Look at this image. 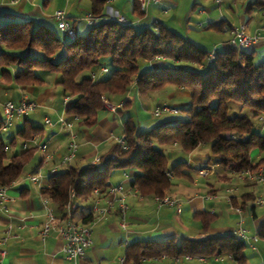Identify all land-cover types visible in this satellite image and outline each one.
<instances>
[{
	"label": "trees",
	"instance_id": "trees-1",
	"mask_svg": "<svg viewBox=\"0 0 264 264\" xmlns=\"http://www.w3.org/2000/svg\"><path fill=\"white\" fill-rule=\"evenodd\" d=\"M108 1L89 0V13L99 21L88 26L85 34H75L73 38L64 32L58 35L60 30L55 22L52 26L1 22L0 83L7 87H37L47 81V76L54 75L48 81H53L62 96L70 99L64 116L68 120L77 117L76 131L96 124L105 108L102 97L110 103L121 101L119 106L115 105L116 111H128L132 101L126 96L131 88L138 98L145 100L167 86L185 90L187 102L178 109L184 118L158 122L144 129L134 115H126L120 136L126 148L113 141L96 162L83 167L70 165L47 176L41 193L55 215L62 218L68 203L72 213L79 203L89 202L91 206L94 189L104 193L114 170H133L130 186L140 195L165 196L173 176L187 175L180 170L185 164L183 161L169 167L163 147L171 144H176L184 153L205 145L210 163L232 167L234 173L242 170L255 173L260 166L264 167V58L254 60L259 44L214 49V59L208 63L206 57L211 50L158 21L152 26L136 27L116 19L100 20ZM132 1L133 12L143 13L137 0ZM253 9L263 12L264 0H252L246 11ZM222 23L217 27L221 28ZM102 66L105 72L100 71ZM1 127L2 118L0 186L8 187L26 171L37 148L31 145L23 148L22 143L17 149L15 137L6 143L1 137ZM40 129L36 125L26 126L18 130L17 136L23 142L28 141ZM194 217L203 231L213 219L207 212L195 213ZM259 235L264 236V224L259 228ZM245 246L234 233L179 241L175 238L140 240L126 247L124 257L128 264H141L145 258L163 256L172 259L182 255L204 258L227 255L243 264Z\"/></svg>",
	"mask_w": 264,
	"mask_h": 264
},
{
	"label": "crops",
	"instance_id": "crops-1",
	"mask_svg": "<svg viewBox=\"0 0 264 264\" xmlns=\"http://www.w3.org/2000/svg\"><path fill=\"white\" fill-rule=\"evenodd\" d=\"M0 0V23L6 21L31 22L32 25L46 24L52 26L54 20L51 14L55 10H63L66 16L72 20L75 34L83 30L86 22L84 16L89 12L87 9L82 24L77 23V16L71 15L72 10L89 7V0ZM246 3L240 0H222L216 4L218 7L212 10L210 6L203 7L193 0L192 8L196 12L194 21L197 26H203L207 22L210 29L226 33L211 49H225L229 46L230 31L232 28L243 25L247 33H260L264 37V11L261 15H252L247 12ZM130 6L121 0H109L102 12L100 20H114L122 16L125 21L135 24L136 27L152 26L158 21L173 29L172 23L183 20L182 13L185 5L190 0H169L161 5H151L143 13L133 12L132 0H125ZM226 5L222 10L221 5ZM75 7L72 8V5ZM199 4V5H198ZM209 3H206L207 5ZM73 5V6H74ZM198 5V6H197ZM233 6L235 7L233 9ZM83 8H81L82 10ZM181 13L179 15V11ZM226 10L235 12V19L229 20ZM194 12V13H195ZM187 17V21L190 20ZM222 23L221 28L217 27ZM188 22L186 23V25ZM194 26L195 23H192ZM88 28V26H87ZM175 30V29H173ZM176 31V30H175ZM186 37L200 45L192 36L185 33ZM258 46L264 47V39ZM210 50V49H209ZM264 51V50H263ZM157 63H152L156 65ZM47 76L43 85L37 87L17 88L7 87L0 83V118L1 104L7 100L17 101L21 92H27L38 106L36 110L25 118H13L9 127L15 122L16 132L26 126L36 125L42 127L39 131L32 133L41 143H46V151L36 150L32 160L26 166L22 176L9 185L6 189L7 196L11 199L6 203L9 212L6 213L0 207V239L5 238L3 247L6 251L5 257L0 264H120L119 258L125 256L126 247L140 240H160L175 238H204L213 235H224L234 233L240 226L248 230L249 239L244 241L250 248L249 252L244 249L245 261L243 264H264V236L259 235V228L264 224V209L257 205V199L264 200V184L245 174L234 173L232 167L222 168L210 163L209 149L205 145L197 147L190 153H184L176 144L163 147L169 158V167L177 162H185L181 171L186 176H173L172 185L164 193L165 196L177 200L180 210L174 206L159 205L153 197L142 196L136 188L130 186L134 171L129 169L114 170L110 174L108 183L121 185L127 191L126 201L128 210L125 215V228L120 226V214L116 205L101 219L92 224L91 244L85 255L77 260L65 256L62 245L63 240L51 232L41 239L39 232L45 219V211L41 188L46 185L47 176L52 168L63 171L70 165L83 167L89 162H95L104 155L113 144L112 136L120 137L122 133V121L128 114H136L141 128H145L144 115L151 113L152 108L159 104H167L179 109L187 102V92L181 88L167 86L155 93L148 99H140L131 88L126 96L132 101L128 111H110L104 108L98 115L95 125L89 128H77L78 150L76 157L68 164L60 163V156L66 150L67 135L58 126L48 127L44 124V118L49 117L53 121L60 115H64L65 109L70 103L60 93V88L48 81ZM50 78V79H51ZM111 105H120L116 101ZM179 113V112H178ZM176 113V114H178ZM166 114L161 117L148 118L151 121L161 123L174 122L173 115ZM184 115V114H183ZM164 116V117H163ZM9 127L5 130L8 131ZM14 138L11 137L10 140ZM23 143L21 140L20 146ZM172 160V162H170ZM264 176V167L260 166ZM39 173L43 177L41 183H32L27 177L29 174ZM255 174V173H254ZM219 185V187H218ZM218 188V189H217ZM219 188L223 191L220 192ZM73 211V218L83 222L89 220L90 203H79ZM259 206V207H257ZM207 212L213 217L206 231L201 229L200 222L194 217L195 213ZM59 218V216H57ZM257 234L256 240L253 234ZM246 248V246H245ZM141 264H172V259L160 257L157 259L145 258ZM180 264H238L232 257L217 255L204 258L203 261L192 258Z\"/></svg>",
	"mask_w": 264,
	"mask_h": 264
},
{
	"label": "built area",
	"instance_id": "built-area-1",
	"mask_svg": "<svg viewBox=\"0 0 264 264\" xmlns=\"http://www.w3.org/2000/svg\"><path fill=\"white\" fill-rule=\"evenodd\" d=\"M169 0H137L138 8L140 12H145L147 8L151 5H161L164 2ZM216 4L221 3L222 0H213ZM51 19L56 23V27L58 30L65 33V35L69 38H73L75 36L73 22L70 20L63 10H55L51 14ZM116 20L120 23H125V18L122 16H117ZM84 21L88 26H92L98 23L99 18L92 16L89 12L84 16ZM264 37L260 35V33H247L245 31V27L240 25L238 27L232 28L230 31V38L228 43L230 46H235L237 48H248L251 46H256L263 41ZM214 49L208 53L206 57V61L211 63L214 59ZM101 72H105L106 68L101 67ZM92 79H94L95 74H92ZM68 97H64L66 101ZM102 102L105 108L114 112L116 110V106L110 104L108 100L102 97ZM38 104L37 102L30 97L27 92H21L18 95L17 101L13 102L11 100H7L1 104V114H2V127L1 129L5 131L11 124L13 118H22L27 116L34 110H36ZM119 106V105H118ZM179 110L175 107H172L167 104L156 105L153 108L152 115L155 118L161 117L163 114H176ZM77 117H74L76 120ZM74 120H68L65 116H58L56 120H52L49 117L44 118V124L48 127H53L54 125H58L66 134H67V144L65 152L60 156L61 164H68L73 161L76 157L78 150V142H77V131L74 128ZM114 142L119 144L123 149L126 148L124 139L122 137L112 136ZM33 146L42 152L46 151L47 145L46 143H41L38 141L37 137H31L28 141L23 142V148H27L29 146ZM98 159L95 160V162ZM56 169L52 168L50 173H55ZM240 174H245L251 178H255L257 181L264 184V176L262 174V169L259 168L255 174L251 173L249 170L239 171ZM169 175V173H168ZM32 183H41L43 177L39 173L29 174L27 177ZM7 186H0V207L6 213L9 212L6 203L11 199L6 194ZM94 198L92 204L89 209L90 220L87 222L76 221L73 218V213L71 210V206L68 203L64 212V216L62 218H58L53 208L50 206L47 198H43V205L45 211V219L41 226L39 235L41 239H44L51 232H55L62 240V250L65 256L72 260H77L82 258L85 255L87 248L90 246L91 240V232H92V224L103 218L108 212L109 209L116 205L121 217L120 226L125 228V215L128 210V203L126 201L127 191L123 189V187L119 184L117 185H109L104 193H100L98 188L93 191ZM72 193H70V200L72 199ZM154 201L159 205H170L174 206L177 211L180 210V204L177 200L172 199L167 196L153 197ZM257 205L264 204L263 199L256 200ZM234 234L243 241H247L249 239L248 230L243 227H239ZM258 235L253 234V240H256ZM5 238L0 239V262L5 257L6 251L3 247ZM165 257V256H163ZM194 256L191 255H182L176 256L172 258V264H180L185 261H189ZM198 260L203 261L204 257L196 256ZM120 264H128L125 261V257L122 256L119 258Z\"/></svg>",
	"mask_w": 264,
	"mask_h": 264
},
{
	"label": "rangeland",
	"instance_id": "rangeland-1",
	"mask_svg": "<svg viewBox=\"0 0 264 264\" xmlns=\"http://www.w3.org/2000/svg\"><path fill=\"white\" fill-rule=\"evenodd\" d=\"M121 1H122V3H121L122 6L124 4H126V6H130V4H128V2H125V0H121ZM196 1H197V3H200V5H202L203 7L210 6L211 9L213 8L212 10H215V9L218 10V7L217 6H214L213 4H211L210 0H196ZM240 1H243L244 3L247 2V0H240ZM85 2H87V1L85 0ZM206 3H209V4L205 5ZM192 4H193V0H190L189 5H185L184 6L183 13H182V17H183L182 19L183 20H178L177 19L176 23H172V27H173V29H175L177 32H179L181 34L186 35L185 33H187L188 35H190L193 38H195L197 41H199L201 47H203L205 49H208V50L209 49L211 50V47L213 45L217 44V41L219 42L220 39H222V37L226 33L221 34L217 30L210 29L207 26V22L202 27L201 26H197L196 25L197 24V21H194L195 20V17H196V12L194 10H192V11L190 10V8H192ZM73 5H72V8L75 7V5L74 6ZM225 6L226 5H224V3L221 5L222 10H224L225 8H228V7H225ZM81 8H83V9L81 10ZM234 8L235 7L233 6V9ZM87 9H89V7L87 8V7H84V6L82 7L81 6L80 8H77V9L72 10L71 15H76L77 16V23L78 24H82L83 23L82 18L84 16V14L86 13ZM261 12L262 11L256 10V9H253L252 11H250V13H252V15H258V16L261 15ZM180 13H181V10L179 11V15H180ZM226 13L229 16V20L230 21H233V19L236 18L235 17L234 10H231V11L226 10ZM187 17H190L191 19L187 21ZM187 22H188V24L186 25ZM192 23H195V25L192 26L193 25ZM84 24H83L84 29L81 30V31L78 30V34L79 35L85 34V32L87 31V26L88 25L87 24L84 25ZM58 35L62 36L63 35V32L59 31L58 32ZM218 48L221 49L222 46H220V44H219ZM263 50H264V47L263 46L256 47V49H255V56H254L255 62H258V61H260L261 59L264 58V51ZM140 67L143 68V66H140ZM104 75H107V73L104 74ZM51 76H54V75H51ZM48 79L51 80L53 78L50 79V77H49ZM112 104H113V102H112ZM180 108L181 107H179V109ZM152 111H153V108H152ZM133 115L137 119L136 114L133 113ZM163 115H166V114H163ZM62 116H64V115H62ZM173 117L175 119H181V118H184V115H183V112L179 110V113L176 114V115H173ZM148 118H150V119L152 118V115H151L150 112L149 113H146L144 115L143 122H146L147 121L146 124H144V127H145L144 129H148V128L151 127V124L148 122V120H149ZM146 119H148V120H146ZM151 122H152V124H155V123H158L159 120H157V121L155 120V121H151ZM15 124L16 123L14 122L13 125L11 127H9V130L8 131H6V132L5 131H2L1 132V137H2V139L6 143H8L10 141V138L11 137H15L16 138L15 139V141H16L15 148L19 149L20 148V143H21V138L19 136H17V132H16L17 130H16ZM170 162H172V160ZM218 187H219V185H218ZM219 191L220 192H223L220 188H219ZM257 207H259V206H257ZM261 208L264 209V205ZM245 249L248 252L250 250V248H249V246L247 244H246V248Z\"/></svg>",
	"mask_w": 264,
	"mask_h": 264
}]
</instances>
